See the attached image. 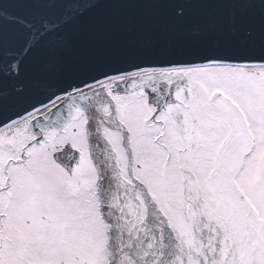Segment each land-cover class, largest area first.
I'll list each match as a JSON object with an SVG mask.
<instances>
[{"label": "snow or ice", "instance_id": "6c2138e0", "mask_svg": "<svg viewBox=\"0 0 264 264\" xmlns=\"http://www.w3.org/2000/svg\"><path fill=\"white\" fill-rule=\"evenodd\" d=\"M0 264H264V0H0Z\"/></svg>", "mask_w": 264, "mask_h": 264}]
</instances>
